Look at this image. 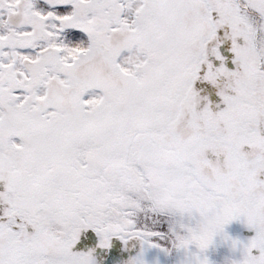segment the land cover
Here are the masks:
<instances>
[{
    "label": "snow or ice",
    "instance_id": "6c2138e0",
    "mask_svg": "<svg viewBox=\"0 0 264 264\" xmlns=\"http://www.w3.org/2000/svg\"><path fill=\"white\" fill-rule=\"evenodd\" d=\"M220 234L264 264V0H0V264Z\"/></svg>",
    "mask_w": 264,
    "mask_h": 264
},
{
    "label": "rangeland",
    "instance_id": "374dc122",
    "mask_svg": "<svg viewBox=\"0 0 264 264\" xmlns=\"http://www.w3.org/2000/svg\"><path fill=\"white\" fill-rule=\"evenodd\" d=\"M225 232L231 240L246 241L250 239L254 233L248 229L246 221L243 219L233 221L226 226ZM231 240L226 239L224 234L217 235L213 245L207 250V258L210 264H232V261L241 259L238 252H233L231 248ZM84 252L94 251V257L97 264H123L129 257V253L124 251L123 243L115 239L113 240L111 249H102L98 246V238L89 242L88 247H80ZM225 250V251H224ZM211 255V257H210ZM166 256L171 260H175L174 264H185V256L183 253L173 252L171 255H166L159 250L152 249L147 253L146 259L148 264H168Z\"/></svg>",
    "mask_w": 264,
    "mask_h": 264
}]
</instances>
